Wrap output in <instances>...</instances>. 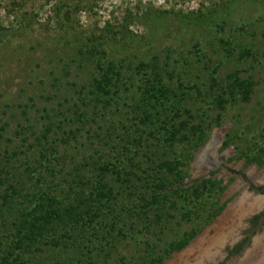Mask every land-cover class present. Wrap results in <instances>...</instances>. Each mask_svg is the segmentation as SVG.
<instances>
[{"label": "rangeland", "instance_id": "374dc122", "mask_svg": "<svg viewBox=\"0 0 264 264\" xmlns=\"http://www.w3.org/2000/svg\"><path fill=\"white\" fill-rule=\"evenodd\" d=\"M241 166L264 173V0H0V264H183ZM102 178L100 229L37 221L39 195L77 203Z\"/></svg>", "mask_w": 264, "mask_h": 264}, {"label": "trees", "instance_id": "16d2710c", "mask_svg": "<svg viewBox=\"0 0 264 264\" xmlns=\"http://www.w3.org/2000/svg\"><path fill=\"white\" fill-rule=\"evenodd\" d=\"M89 53H92L93 55H95L93 52L89 50ZM141 74L145 77L147 76V89H146V93L151 91L149 89H155L156 86L149 84L150 80L153 81V79L155 81H157V83L160 85V88L156 89L157 93H161L162 95H168L167 93H169L171 91L170 87L166 86L165 83H163V77L160 73L158 72H154V70H142L141 69ZM155 75V76H154ZM121 73L120 72H116L114 75H110L107 71L103 72V74H100V78L96 77L95 78V84L94 87L96 89V91L99 94H102L103 96L108 97L109 100H114V98L118 97L117 95L119 94V87H120V81H121ZM236 80H238V82L241 85H245L246 84V98H248V94L251 92V87L249 85H251L252 83L249 80L243 79L240 80V78H236ZM116 90H115V89ZM154 91V90H152ZM153 95V94H151ZM156 94H154L155 96ZM150 96V95H149ZM148 97V95H147ZM147 112V110H146ZM186 112L188 113V116L191 117L190 119L192 120V115L190 113L189 109H186ZM148 114V113H147ZM189 118H187L184 122L182 121L180 123V126H183L185 128H189L190 124L192 123L191 120ZM166 125V123H165ZM195 126V124L192 125V127ZM167 129V128H166ZM175 125H172L171 128H169L167 130V132L170 134V136H168L167 139H171V140H175L177 139V129ZM169 161H165L163 162L161 165H168ZM105 168V169H104ZM102 172L103 171H111L110 167H102V169H100ZM118 174H120V171H117ZM129 173V172H128ZM135 175V173H133ZM137 175V173H136ZM140 177V175H138ZM141 178V177H140ZM104 178H102L100 180H97L96 184L93 185V190H94V196L93 198H83V199H79L76 200L78 201L77 203H72V202H68L67 204H65V200H59L56 199L54 197H50L47 200H45L44 195H39V197L37 198L36 201L41 200V202L34 208L36 209V211L41 207L42 208V212L43 214L41 216H39L37 218V221L42 220V224L43 226L47 223V221H49V219H51V221L54 220H62L63 222H66L70 225V223L73 221V223H77L79 224L80 221H82L83 224L85 225H89L90 224H94L97 222V225H95V227H97L98 229H100V227L102 226V210L104 207H106V205L108 203H110L112 200H110V194L112 195L114 192V189L112 186L107 185V183H105ZM179 181H183L181 179H178ZM210 180H201L199 182H195V184L193 186L196 187V193L199 189L202 188H206V186L208 187V183ZM177 181H175L173 184H175ZM156 187H160L163 184L162 183H158L156 184ZM210 187V186H209ZM209 189V188H208ZM17 194V192H15ZM38 194V193H36ZM45 195H49V194H45ZM43 196V197H42ZM143 200H145V197L143 198ZM153 200H156V198H154ZM43 201V203H42ZM63 217V218H62ZM97 219V220H96ZM96 221V222H95ZM65 223V224H66ZM25 224L27 225V229L28 231L32 232V234H29V238H33L37 236L36 232L37 230L42 231V227L43 226H37V224H35L34 220H25ZM39 235V234H38ZM62 237H64V235L62 234ZM59 241V239H58ZM61 242V240H60Z\"/></svg>", "mask_w": 264, "mask_h": 264}, {"label": "flooded vegetation", "instance_id": "af4514ba", "mask_svg": "<svg viewBox=\"0 0 264 264\" xmlns=\"http://www.w3.org/2000/svg\"><path fill=\"white\" fill-rule=\"evenodd\" d=\"M242 169L243 166L227 169L230 172L228 180L221 185L226 187L224 193L227 195L224 199L220 198L215 207L214 212L219 213L213 216L208 230L209 236H215V224L236 202L244 200L252 205L251 210L232 229L230 239L215 255V258H223L224 264H236L239 258H264L262 247L257 244V240L264 237V173L255 174Z\"/></svg>", "mask_w": 264, "mask_h": 264}, {"label": "bare ground", "instance_id": "6f19581e", "mask_svg": "<svg viewBox=\"0 0 264 264\" xmlns=\"http://www.w3.org/2000/svg\"><path fill=\"white\" fill-rule=\"evenodd\" d=\"M251 207L252 205L246 203L244 200L236 202L215 224L217 230L215 236H209L207 231L205 235L199 237L185 252L177 255L178 261L184 262L183 264H204L206 262L214 263L217 261L218 258H215L216 253L230 239L232 229L239 224L240 219L251 210ZM257 244H260L264 253V237L258 239ZM195 251L198 253L195 254ZM236 264H264V258H239Z\"/></svg>", "mask_w": 264, "mask_h": 264}, {"label": "water", "instance_id": "95a60500", "mask_svg": "<svg viewBox=\"0 0 264 264\" xmlns=\"http://www.w3.org/2000/svg\"><path fill=\"white\" fill-rule=\"evenodd\" d=\"M207 147V146H206ZM204 149V148H203Z\"/></svg>", "mask_w": 264, "mask_h": 264}]
</instances>
